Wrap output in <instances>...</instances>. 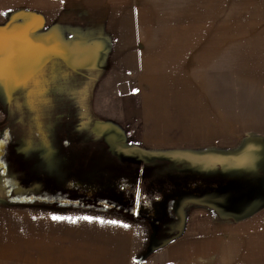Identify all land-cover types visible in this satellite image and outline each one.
<instances>
[{"label":"rangeland","instance_id":"obj_1","mask_svg":"<svg viewBox=\"0 0 264 264\" xmlns=\"http://www.w3.org/2000/svg\"><path fill=\"white\" fill-rule=\"evenodd\" d=\"M6 1L7 8H2L6 11L0 12V195L25 208L0 204V241L15 237L33 246L37 244L39 249L32 250L28 258L42 264L54 263L50 246L65 241L69 247L75 245L74 250L63 254L65 261L70 262L79 256L78 236H71L66 229L57 238L51 230L39 226L33 229L29 223L17 229L13 223L11 227L5 215L30 220L26 216L36 217L43 211L42 205L32 202L43 200L53 201L50 206L54 207L115 211L111 201L103 197L90 199L94 193L87 199H70L57 188L68 179L71 183L88 180L94 192H115L119 180L112 177L120 171L114 170L123 169L118 155L150 161L178 154L188 159L191 166H184L185 162L179 160L176 168L208 176H214L203 169L209 163L197 167L193 162L235 157L237 163L216 175L218 182H225H219L215 189L205 187L202 195L221 199L209 205L208 210L217 222L232 228L233 237H238L239 231L242 236L250 235L253 230L242 229L257 219L254 232L262 236L251 238L248 245L233 242L229 264H264V194L257 210L248 215L228 208L225 202L235 200L230 187H226L231 179L254 193L259 179L251 171L264 183L261 166L242 158L251 147L264 149V13H239L247 8L245 0H55L44 8L49 13L42 15L31 9L37 8L35 3L39 0ZM254 9L256 6L248 8ZM54 33L65 38L61 40ZM177 48L183 72L176 62ZM64 61L82 70L78 71L81 79H61L57 71ZM196 67L202 69L196 72ZM212 68L225 71L226 76H214L208 72ZM183 73L185 91L192 92L188 95L189 105L185 101L184 108L145 104L146 85L163 95L160 88L174 85V81L184 77ZM76 80L86 84L85 92L71 89ZM225 87L231 93L224 92ZM198 92L210 104L215 101L213 96L219 102L231 101V118L223 112L224 108L221 111L193 106L192 99ZM64 95L72 97L71 102L58 105ZM151 108L174 136L179 129L188 134V140L197 130L202 136H216L184 140L179 146L149 144L145 137L153 125L145 116L151 115ZM74 120L82 126L79 139L87 140L82 144L74 141L70 133L78 132L79 123ZM96 122L103 124L106 132L98 131ZM223 129L231 132L227 139L218 137ZM103 133L107 144L100 140ZM197 136L201 137L199 133ZM89 138H96L97 143L88 142ZM33 171L41 172L35 191L27 187L28 180L37 178ZM235 190L237 195L247 196ZM178 194L174 195L181 197L176 206L170 204L171 200L168 202L172 196L159 205L163 215L158 219L124 213L135 221H143L145 237L154 233L156 244L169 241L151 256L152 264H174L172 256L165 253L172 251L174 241L184 231L186 222L181 214L195 207L188 202L193 200L189 198L193 191ZM168 207L180 216L167 213ZM74 214L80 216L79 212Z\"/></svg>","mask_w":264,"mask_h":264},{"label":"crops","instance_id":"obj_2","mask_svg":"<svg viewBox=\"0 0 264 264\" xmlns=\"http://www.w3.org/2000/svg\"><path fill=\"white\" fill-rule=\"evenodd\" d=\"M245 2V6L247 8H243L239 13H264V0H260L258 4H255L252 0H245ZM33 3H35V1ZM50 3H55V0H39L37 3H35V6H37V8L35 9V7L33 6L31 9L33 11L37 10L39 14L44 15L45 13H49L48 11H44V8L49 7L51 5ZM6 6L7 1L0 0L1 13L6 11V9L2 10V8H7ZM252 6H256L257 9L248 10V8ZM41 18L42 21L45 22V17L43 16ZM250 18L251 17H249V19ZM57 36H62L63 38H65L63 35L60 36L59 34H57ZM176 56H179V61L176 60V62L179 63L177 64L180 67L179 70L183 72V68H181V63L183 62V60L182 62H180L181 60L178 48ZM195 69L196 72H198L202 68L196 67ZM208 72L213 73L214 76H216L217 73L219 76H226L225 71L221 72L220 70H215L214 68H212V70ZM182 76L184 77L181 78L178 76L180 80L174 81V85H171L169 87L166 86L165 88L161 87L160 89L163 92V95H158V90L152 89V85H146V90L144 89V94L146 93L147 95L145 98V104L181 105L182 107L183 101H185V104L189 105L190 102L188 99V95L192 92H189L188 90L185 91L184 85L186 82V75H184L183 73ZM181 89L182 92H179ZM225 90L226 87L224 88V92L231 93V91ZM148 99L150 100V102ZM206 100L204 94L198 92L196 97L192 99V105H204L207 109L219 108L221 111H223L222 108H224L223 112L226 113V116H229V118H231V101L227 100L224 102H219L215 99L214 96L212 100L215 101H212L211 104L209 103V101L206 102ZM186 105H183V108ZM147 110L148 108L146 109V111ZM154 111L155 109L151 108V115H149V117L145 116V119L149 120L153 125L152 130L147 131V135L145 137V140L149 144H159L160 146H179L185 141H191L193 139L204 140L216 136H202V133L197 130V132H194L190 135V140H188V134L183 133L180 129L177 130L179 134L176 132L174 136L172 135V133H170L171 131H169L171 130V128H166L165 122L160 119ZM172 123H174V121ZM159 126H161V128H158ZM197 133H199L201 137L197 136ZM226 135L231 136V132L230 130L228 131L226 129H223L222 131H219L218 137L221 136L222 138L227 139ZM0 204L16 205L5 200L2 195H0ZM1 205L0 208L2 207ZM191 205L195 207L185 212L186 225L182 235L176 241H174V248H170L172 249V251L165 253L169 256H172V259H174V264H229V262L231 261L233 242L235 243L236 241H239L241 243V246L248 245L249 240H252L253 238L258 239L262 236L261 234L254 232V229L257 230V219L253 224L247 225L246 228L242 229L253 230L250 235L247 236V234H245L244 236H242L240 235L241 233L239 231V236L233 237L232 228L227 227L225 223L217 222L212 213L208 210L211 209L210 207H208L209 205L197 203H193ZM16 206L24 207L22 205ZM42 206V215H36V217L26 216L30 220H26L25 216L19 215H15L14 217H12V214L5 215V218L9 221L8 223L11 225V227L13 226L11 223H13L15 225L14 228H16L17 226V229L23 227V223H29L32 225L33 229H36L39 226L40 228L51 230V235L57 238H60L59 234H63L67 230L70 231L71 236L79 237L78 257L75 256L72 261L70 260V262L65 261L63 254H65L69 249L70 251L74 250L75 245L69 247L65 241H59L58 243L50 246V248L54 251L52 255V260L54 261V263L47 264H137V258L147 249L146 247H148L150 244L149 241L151 236L145 237L143 231V221H135V219L130 218L131 216L129 217L122 212H108L107 210L104 211L101 209L93 210L86 207L77 208V206ZM39 208L41 207H37L36 209ZM77 212L80 213V216L74 214ZM54 216L60 217L61 219H53ZM86 217H89L91 219H85ZM113 221H115L116 223H112ZM27 227L31 229L30 226L27 225ZM73 241L75 244L74 238ZM37 248L39 249L37 244L33 246L29 241H26L24 239L18 240L15 237L3 238L0 241V259L2 260L0 261V264H29L30 262V264H42L36 260L35 262L32 260L30 261V259L28 258L31 251ZM164 248L151 253L140 264H152L149 261L151 256L163 250Z\"/></svg>","mask_w":264,"mask_h":264},{"label":"flooded vegetation","instance_id":"obj_3","mask_svg":"<svg viewBox=\"0 0 264 264\" xmlns=\"http://www.w3.org/2000/svg\"><path fill=\"white\" fill-rule=\"evenodd\" d=\"M122 166L123 169L114 170L115 172H120L118 174L115 173L112 177L115 178L114 180H119L117 181L119 184H117L115 192L108 190L103 191L101 194L104 196L92 191L94 189L92 187L93 185L87 183L88 180L80 183H71L72 181H69L68 179L66 184L59 183L60 188H56L70 199H87L90 193H94V197H90V199L103 197L106 201H111V204H113V207H111L115 208L116 212H131V214L135 216H142L147 219L155 220L163 215V211L159 209V205L161 203L163 204L169 196L172 197L169 198L168 202L171 200L170 204L173 203V205H177L181 197H177L179 198L177 199L174 198V195H177L179 192L189 190L193 191V197H189L193 200H189V203L193 204L195 202H202L204 204L211 205L214 204V201L218 200L211 198L210 195L209 197L206 194L202 195V190L205 187L207 189H215L218 187L217 185L219 182H225L224 180L218 182V178L214 173H212L214 176L194 174L190 173L188 170L182 169L181 167L170 169L169 166L164 164H152L149 166ZM40 174V171H33V175L37 176V178L28 180V188L35 191L36 184L41 181L37 180ZM251 174L256 180L261 179V177L256 175L257 173H252L251 171ZM235 180H238L241 185H244V183L240 182L239 179L236 178ZM16 191L18 192V190ZM32 203L35 205L50 206L53 201L43 200L42 202L34 201ZM172 212V208L168 207L167 213ZM176 212L177 211L172 214L176 215L178 213ZM178 216L180 215L177 214L176 217Z\"/></svg>","mask_w":264,"mask_h":264},{"label":"trees","instance_id":"obj_4","mask_svg":"<svg viewBox=\"0 0 264 264\" xmlns=\"http://www.w3.org/2000/svg\"><path fill=\"white\" fill-rule=\"evenodd\" d=\"M57 35V34H55ZM59 39H64L62 36H56ZM51 39V38H49ZM47 45H50V42L46 43ZM44 46V45H42ZM78 71H82V70H78L74 65H71L68 63V61H64V62H60L59 63V67H58V75L60 77H62L61 79L64 80V82L67 81V79H71V78H80V76L78 75ZM75 87L77 88V90H79L80 92H85L86 91V84L84 83H79L76 80V84L71 86V89L74 90ZM63 96V95H62ZM72 97H69L68 95H64V101L58 105H67L68 103H70ZM67 110V109H66ZM75 121V120H74ZM74 123H79V126L77 128L78 132H71L70 133L75 137L74 141H77V143L82 144L85 141H81L79 138L82 136L81 133V129L82 126L80 125L79 121H75ZM99 122H96L97 130L102 132V126L103 124H101ZM104 130V129H103ZM105 131V130H104ZM106 132V131H105ZM87 132L83 133L86 134ZM105 136V133H103L101 135L100 140H102L103 142H105L107 144V141L103 138ZM96 139V138H95ZM95 139H88V142L90 143H97V141ZM99 140V141H100ZM119 156V157H118ZM117 159H118V163H120L121 165H125V166H130V165H136L137 166H149L150 164H155V165H167L170 166L173 165V168H175V166L180 162L179 160L185 162L183 163L184 166H191V164H189L188 159H183V157H179L178 154L177 155H172L170 157H166L165 159H162L163 157H156L153 160L148 161L145 158H140L138 159V157L134 158V157H124V155H118ZM243 157V161L249 160L253 161L256 163V165L261 169L260 171L263 172L264 171V165H263V160H264V149L263 147H256V148H249L247 152L244 153V155H242ZM130 158V159H129ZM120 159V160H119ZM179 161V162H178ZM239 160L235 157H227L225 159H211V161H206V162H193L196 163L194 166L200 167L201 165L204 166V164H210L207 165L205 167H203V169H205V172H210L211 174L214 173L215 175L222 173V171H224L225 169L230 168L233 164L237 163ZM157 163V164H156ZM224 173V172H223ZM232 178V177H230ZM234 179H231V181L228 182V184L226 185V187H230L231 191V195L233 196V198H235V200H226L225 202L228 203V208H234L235 210H238L239 212L243 213V214H250L252 212H254L255 210H257L258 205L260 203V201L262 200L263 194H264V183L261 181V179H259L258 181V186L255 188V193L254 190H246L243 187H240L239 185L233 183ZM242 186V185H241ZM240 188H243L244 190H241ZM235 189H239L243 194H246V197L237 195V192ZM254 193V194H253ZM213 196V195H212ZM216 196H219V194H217ZM217 200H221V199H217ZM224 202V203H225ZM176 206V205H175ZM250 212V213H249ZM245 215V216H246ZM181 216L185 219L186 222V217H185V213H182ZM149 246L147 247V249L141 253L139 255V257L137 258V264H140L146 257H148L151 253L159 250L160 248H162L163 246H165L166 244L169 243V241L164 242L162 245L161 244H156L154 242V233L151 235L150 241H149Z\"/></svg>","mask_w":264,"mask_h":264},{"label":"snow or ice","instance_id":"obj_5","mask_svg":"<svg viewBox=\"0 0 264 264\" xmlns=\"http://www.w3.org/2000/svg\"><path fill=\"white\" fill-rule=\"evenodd\" d=\"M53 219H61L60 217H53ZM85 219H91V218H89V217H86ZM112 223H116L115 221H113Z\"/></svg>","mask_w":264,"mask_h":264},{"label":"water","instance_id":"obj_6","mask_svg":"<svg viewBox=\"0 0 264 264\" xmlns=\"http://www.w3.org/2000/svg\"><path fill=\"white\" fill-rule=\"evenodd\" d=\"M263 165H264V160H263Z\"/></svg>","mask_w":264,"mask_h":264}]
</instances>
